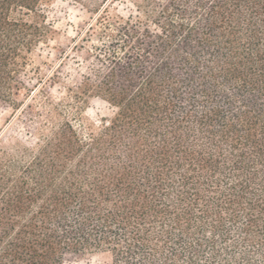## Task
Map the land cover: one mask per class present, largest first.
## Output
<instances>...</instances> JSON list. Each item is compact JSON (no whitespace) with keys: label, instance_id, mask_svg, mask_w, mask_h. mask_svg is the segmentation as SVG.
<instances>
[{"label":"trees","instance_id":"trees-1","mask_svg":"<svg viewBox=\"0 0 264 264\" xmlns=\"http://www.w3.org/2000/svg\"><path fill=\"white\" fill-rule=\"evenodd\" d=\"M49 1L0 0V106L14 112L53 33ZM110 2L85 28L97 67L75 97L115 114L86 133L36 121L34 147L0 146V264H264L240 245L264 239V0H132L127 17Z\"/></svg>","mask_w":264,"mask_h":264},{"label":"rangeland","instance_id":"rangeland-1","mask_svg":"<svg viewBox=\"0 0 264 264\" xmlns=\"http://www.w3.org/2000/svg\"><path fill=\"white\" fill-rule=\"evenodd\" d=\"M104 0H50L43 5V13L53 33L42 41L30 56L29 65L21 75L26 88L20 98L31 93L14 112L8 104L0 106V146L9 153L17 155L22 148L34 147L39 140L40 131L36 121L43 124L48 118L56 122L69 118L81 131L97 128L102 120H108L115 109L100 97L88 96L83 103L76 98L77 87L85 75L94 73L97 67L90 44L96 40L82 39L85 28L95 13L93 10ZM114 13L125 17L137 14L132 0H110ZM82 33L79 35V32ZM42 79V80H41ZM50 120V119H48ZM47 126V125H46ZM244 219L243 217H241ZM264 230V226H263ZM233 234H236L235 232ZM248 256L255 262L264 260V239L262 242L241 243ZM256 246V249H254ZM111 256L103 252L71 253L65 264H110Z\"/></svg>","mask_w":264,"mask_h":264}]
</instances>
